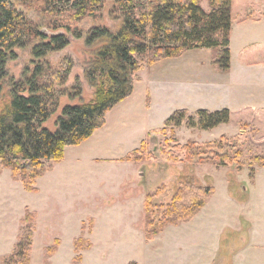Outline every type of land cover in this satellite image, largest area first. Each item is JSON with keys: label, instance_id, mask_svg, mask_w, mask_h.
Returning a JSON list of instances; mask_svg holds the SVG:
<instances>
[{"label": "rangeland", "instance_id": "rangeland-1", "mask_svg": "<svg viewBox=\"0 0 264 264\" xmlns=\"http://www.w3.org/2000/svg\"><path fill=\"white\" fill-rule=\"evenodd\" d=\"M113 1L104 0L102 10L95 17H85L74 24L82 30L81 38L68 34L67 47L42 59L51 68H56L66 56L73 62L65 83L59 87L65 93L59 97L58 108L44 124L50 130L54 129L62 106L79 101L66 93L76 82L81 87V99L92 97L93 88L84 70L97 44L87 46L84 35L95 26L105 25L110 29L118 26L119 22L109 13ZM255 1L251 4H258ZM200 6L209 11L208 0H201ZM22 10L43 31L55 32L47 28L48 18L36 9ZM241 37L239 29L233 36L234 45ZM188 51L144 66L135 81L133 103L126 109L110 110L107 123L90 137L78 145L66 146L62 159L37 178L36 189L25 188L10 169L0 171V264L23 262V257L10 256L18 234L25 235L29 229L27 226L21 229L25 209L35 214L29 264H264V251L256 245L264 241V166L255 161L264 156V122L238 124L234 115L211 129L182 124L173 130L159 131L172 112L203 100V96H188L182 83L191 79L184 72L189 74L196 65L207 68L209 57L214 65L212 50ZM16 53V58L6 64L8 77L1 83L0 102L7 97L11 81L21 79L23 72L37 62L32 60L29 46L17 49ZM138 98L143 102L141 105ZM221 136L224 139L219 141ZM138 137L146 141L145 151L151 158L135 162L136 166L124 160V156H117L122 155L132 138ZM189 140L205 147L215 140L207 152L217 151L220 143L219 154L226 153L223 160L232 159L233 163L222 165L219 160H209L210 154L191 161L162 158V151L170 150L177 155L176 144L183 145ZM96 157L102 159L95 160ZM107 157L117 160L110 161ZM188 176L197 185H211L213 193L190 220L167 225L147 239L145 196H151L148 215L153 226L150 228L158 229L165 206ZM79 236L89 246L80 250V258L76 260L73 240ZM55 240L54 251L48 253Z\"/></svg>", "mask_w": 264, "mask_h": 264}, {"label": "trees", "instance_id": "trees-1", "mask_svg": "<svg viewBox=\"0 0 264 264\" xmlns=\"http://www.w3.org/2000/svg\"><path fill=\"white\" fill-rule=\"evenodd\" d=\"M200 1L114 0L109 13L119 22L118 26L115 29L95 26L84 35L87 46L97 44L84 70V76L93 88L92 97L81 99V87L76 82L66 93L69 98H79V101L63 105L55 118L54 129L50 130L44 124L58 108L59 97L65 93L59 87L65 83L73 62L66 56L56 68H51L42 59L67 47L68 34L81 38L83 32L74 24L85 17H95L102 10L104 0H0V92L1 83L8 77L6 64L16 58L17 49L29 46L32 60L37 61L32 69L23 72L21 79L11 81L7 97L0 102V171L8 168L25 188L36 189L37 178L62 159L66 146L78 145L90 137L105 124L107 112L132 94L138 72L144 66L178 57L188 50L207 48L212 50V63L221 71H227L232 17L241 12L244 3L240 0H208L209 11H205ZM33 8L48 18L47 28L55 32L43 31L22 10ZM229 117L226 108L194 112L178 109L165 119L164 127L159 131L173 130L182 124L206 130L228 122ZM223 139L221 136L219 141ZM215 142L205 147V144L189 140L183 145L176 144L177 155L166 149L161 155L166 160L191 161L210 154L209 160L231 165L232 159L223 160L226 153L219 154L220 143L217 151L207 152L206 149ZM145 147L146 141L142 140L139 147L123 159L132 162L150 159L151 154ZM255 161L264 166V156ZM183 181V186L165 206L158 229L150 228L153 226L148 215L151 196H145L147 239L167 225L190 220L213 193L211 185H197L193 177L188 176ZM34 222L35 214L25 209L21 229L23 231L25 226L29 229L25 235L18 234V242L10 256L14 259L23 257V262L14 261L13 264H29ZM56 243L55 240L47 249L48 253L54 251ZM73 245L77 260L80 250L88 247L89 242L79 236L73 240Z\"/></svg>", "mask_w": 264, "mask_h": 264}, {"label": "crops", "instance_id": "crops-1", "mask_svg": "<svg viewBox=\"0 0 264 264\" xmlns=\"http://www.w3.org/2000/svg\"><path fill=\"white\" fill-rule=\"evenodd\" d=\"M240 1L244 3V8L232 17L229 41L230 66L228 70L223 72L218 67L211 65L209 57V68H199L196 65L197 67L190 70L189 74L184 72V75L191 77L190 81H183L186 84L182 83L183 86L187 87L184 89L188 96L197 98L203 96V100L194 104L183 105L180 108L191 112L197 109L215 111L226 108L230 112V119L236 115L238 124L241 122L250 124L256 121L259 123L260 121L264 122V10H261L264 6V0H256L255 3H258L256 5L251 4L254 0ZM260 25H263L261 29L259 28ZM239 29H241L242 37L239 39L240 42L234 45L233 36L235 33L237 34ZM206 71L207 74H204ZM136 85L135 83L132 94L111 110L116 107L128 108L136 99V97L134 98ZM146 97L147 94L145 93V103ZM138 100L141 105L143 102L141 103L139 98ZM205 100H208V103H203ZM147 133L148 131L144 137ZM142 139V137L132 138L131 143L126 144V148L120 153L122 155L117 157L125 156L128 152L138 148ZM94 159L100 160L102 158L96 157ZM106 159L117 160L113 157ZM134 165L138 166L135 162ZM256 245L264 251V241Z\"/></svg>", "mask_w": 264, "mask_h": 264}]
</instances>
